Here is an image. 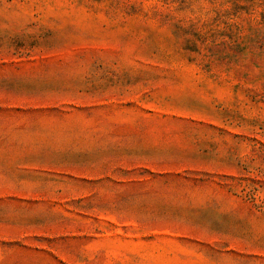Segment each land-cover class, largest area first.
Segmentation results:
<instances>
[{"label":"rangeland","instance_id":"obj_1","mask_svg":"<svg viewBox=\"0 0 264 264\" xmlns=\"http://www.w3.org/2000/svg\"><path fill=\"white\" fill-rule=\"evenodd\" d=\"M0 264H264V0H0Z\"/></svg>","mask_w":264,"mask_h":264}]
</instances>
